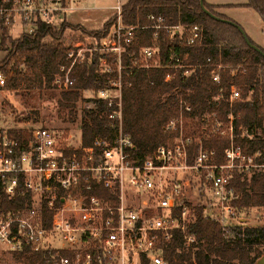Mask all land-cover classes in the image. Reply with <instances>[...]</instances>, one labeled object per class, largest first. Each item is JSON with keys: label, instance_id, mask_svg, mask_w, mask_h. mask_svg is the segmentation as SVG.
Segmentation results:
<instances>
[{"label": "built area", "instance_id": "obj_1", "mask_svg": "<svg viewBox=\"0 0 264 264\" xmlns=\"http://www.w3.org/2000/svg\"><path fill=\"white\" fill-rule=\"evenodd\" d=\"M80 1L2 0L0 22L10 30L18 26L24 34H33L39 23L57 25L62 16L77 10ZM120 13L121 7L109 36L90 49L116 56L119 73L135 67H159L155 61L157 45L131 51L139 29L153 30L156 41L160 32L179 35L180 39L185 34L183 27L166 25L161 15L149 16L153 25L140 28L124 25ZM201 38L199 27H193L186 44L194 46ZM77 48L68 54L70 67L62 68L54 79L62 91L75 85L72 69L86 60L82 49ZM124 55L133 66H122ZM101 67L103 73L113 72L106 61ZM167 68L182 70L184 78L196 69L178 56ZM210 68L212 83L220 85L223 67ZM171 79L173 76L168 75L165 81ZM4 85L5 78L0 75V86ZM121 88L119 76L108 89L92 92L93 100L115 108L108 117L118 126L112 138L96 137L89 147L82 146V140L72 146L48 128H38L22 141L0 130V186L10 201L29 200L24 208L0 210V257L16 260L20 254L50 251L47 264H169L164 250L174 233L185 236L186 247L195 241L187 234L198 218L197 206L192 205L187 193L193 176L207 197L205 218L225 228L242 224L235 206L239 193L233 183L236 176L249 183L254 175L264 173V156L259 151L248 155L235 143L234 115H228L225 128L216 122L217 135L229 140L224 164L215 163V151L203 149L204 138L186 134L192 108L183 102L178 115L164 126L166 133L175 134L173 146H160L141 158L134 154V145L122 130ZM240 100L235 86L226 96L219 92L213 98L215 103L225 101L230 107ZM240 139L247 143L264 140V132L241 129ZM193 144L200 145V150L189 164Z\"/></svg>", "mask_w": 264, "mask_h": 264}, {"label": "trees", "instance_id": "obj_2", "mask_svg": "<svg viewBox=\"0 0 264 264\" xmlns=\"http://www.w3.org/2000/svg\"><path fill=\"white\" fill-rule=\"evenodd\" d=\"M204 6L215 16L230 20L217 12L221 6L205 1ZM236 7L254 10L264 25V0H247L246 4ZM152 15H161L166 19V25L185 30L183 39L176 34L170 36L160 32L157 41L153 30L139 29L136 32L131 51L138 52L141 48L157 45L159 53L155 61L159 67H135L119 73L116 56L93 52L84 63L73 67L71 76L75 85L56 95L59 108L67 110L73 119L78 104L84 101V92L98 93L108 89L112 81L121 76L122 130L131 139L135 155L145 158L160 146H173L175 134L166 133L164 126L186 103L192 108L186 134L204 138L202 147L215 151L216 164L225 163V151L229 148V140L217 135L216 122L225 128L230 113L235 117V143L248 155L259 151L264 156V140L247 143L240 139L241 129L256 128L264 132V56L246 44L237 28L209 18L203 12L200 0H129L120 13L124 25L140 28L153 25L149 20ZM117 19L115 16L103 28L90 31L82 25L70 24L62 16L55 26L39 23L33 34L22 33L15 39L10 36V28L0 22V50L8 52L0 66L8 80L6 88L40 93L56 89L53 85L55 77L61 74L62 68L71 65L68 57L71 47L63 41L66 32L78 31L100 43L109 36ZM193 27H199L202 38L194 46H188L186 40ZM260 49L264 52L263 48ZM174 56L184 59L185 65L196 67L189 77H182V70L167 68L173 63ZM104 61L112 67V73H103L101 65ZM121 64L123 67L133 66L126 55L122 57ZM211 65L223 67L220 85L212 83ZM168 75L173 79L166 82ZM231 86L240 91V101L232 107L225 101L219 104L213 101L219 92L226 96ZM90 102L94 107L84 110L81 115L84 147H89L96 137L112 138L118 126L108 117L115 108H107L105 103L93 99ZM8 134L18 141L31 136L21 130L9 131ZM199 150L198 144L190 147L189 164H193ZM233 186L239 193L235 206L240 214L249 209L264 208V173L254 175L249 183L242 181V176H236ZM28 203V197L10 201L0 186V210L24 208ZM196 210L198 218L187 233L195 241L186 247L185 236L180 232L174 233L164 250L169 264H257L264 256V221L257 227L241 224L225 228L205 218L203 207ZM50 254V251L30 252L26 256L20 254L16 261L24 257L23 264H47Z\"/></svg>", "mask_w": 264, "mask_h": 264}, {"label": "rangeland", "instance_id": "obj_3", "mask_svg": "<svg viewBox=\"0 0 264 264\" xmlns=\"http://www.w3.org/2000/svg\"><path fill=\"white\" fill-rule=\"evenodd\" d=\"M239 1L246 2V0ZM126 2L127 0H81L78 5L80 11L71 13L68 16V20L74 23L81 19H87V22H85V25L89 28L87 30L95 31L93 29L100 28L106 17L105 7L110 5L116 9V7L126 4ZM217 12L238 24L249 39L264 49V25L254 10L230 7V9L217 10ZM79 14H82L83 18ZM22 33L18 26L10 30V36L13 39L18 38ZM63 41L66 46L71 47L70 49L77 50V47L80 48L79 50L82 49V54H84L86 59L92 54L90 49L96 43L94 38L80 34L78 31H67ZM7 54L8 52L0 50V66ZM0 75L4 77L2 69H0ZM7 82L6 77L5 85L0 86V130L7 132L21 130L31 134L38 128H48L57 133L60 139L69 141L72 146L76 147L80 144L82 140L80 129L81 115L84 110L94 107V104L90 102L93 96L92 92L86 91L83 93L84 101L78 104L76 115L71 119L68 111L60 109L57 104L56 95L62 90L54 84L56 89L40 93L31 90L24 91L22 88L8 90L6 88ZM196 181L194 176L191 177V183L189 181L188 183L190 184H187V193L192 205L203 207L208 204L207 197L203 194L204 187L202 189L201 184ZM207 207L209 208V206ZM239 216L242 219L241 223L245 226L257 227L262 225L264 221V208L249 209L242 212ZM8 258L5 255L0 257V264L24 263L13 260L10 257Z\"/></svg>", "mask_w": 264, "mask_h": 264}, {"label": "crops", "instance_id": "obj_4", "mask_svg": "<svg viewBox=\"0 0 264 264\" xmlns=\"http://www.w3.org/2000/svg\"><path fill=\"white\" fill-rule=\"evenodd\" d=\"M129 0H127L128 2ZM126 2V3H127ZM206 3L210 4V5H214V6H221L222 9L220 10H225V9H230V7H236V6H239V5H243V4H246L247 3V0L246 2H243V1H239V0H205ZM240 2V3H239ZM80 4V2L77 3V10L75 11H70L66 14V18H67V22H69L70 24H72L69 20H68V16L71 14V13H74V12H78L80 11V9L78 8V5ZM123 5L125 4H122L120 5V7H122ZM119 8V7H118ZM118 8L116 7H113V6H107L105 7V11H106V17L105 19L103 20V23H102V26H100V28L98 29H93V30H99L101 28H103V26L110 20L112 19L113 17L116 16L117 12H118ZM82 14H79V16H81ZM81 18H83L81 16ZM79 20V19H78ZM87 22V19H81L80 21H76L74 22L73 24H76V25H82L83 27H85L86 29H89L87 28V26L85 25ZM262 41V39H261ZM263 41H264V38H263Z\"/></svg>", "mask_w": 264, "mask_h": 264}, {"label": "water", "instance_id": "obj_5", "mask_svg": "<svg viewBox=\"0 0 264 264\" xmlns=\"http://www.w3.org/2000/svg\"><path fill=\"white\" fill-rule=\"evenodd\" d=\"M204 1L205 0H200V5H201V8L203 10V12L209 17L211 18L212 20L214 21H217V22H220V23H223V24H228V25H231V26H234L235 28H237L239 30V32L242 34L246 44L252 48L253 50H255L257 53H259L260 55L264 56V52L257 46L253 45L249 38L247 37L245 31L236 23L230 21V20H226V19H222V18H219L217 16H215L214 14H212L210 11H208L205 6H204ZM257 264H264V257H262L258 262Z\"/></svg>", "mask_w": 264, "mask_h": 264}]
</instances>
